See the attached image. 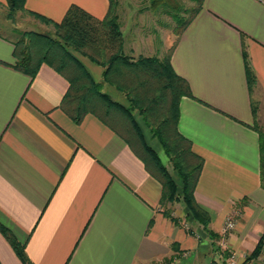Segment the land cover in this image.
<instances>
[{
  "label": "crops",
  "instance_id": "0c3cea01",
  "mask_svg": "<svg viewBox=\"0 0 264 264\" xmlns=\"http://www.w3.org/2000/svg\"><path fill=\"white\" fill-rule=\"evenodd\" d=\"M0 3L6 11L7 0ZM72 4L102 18L110 1L27 0L26 7L60 21ZM176 40L172 65L195 96L181 98L178 128L204 158L195 197L216 238L183 202H162L161 183L123 136L93 113L76 122L61 108L70 86L64 75L47 63L34 77L16 69L14 38L0 29V223L34 264L261 262L254 125L264 129V0H203ZM73 53L102 81L100 65ZM102 90L129 104L109 83ZM0 264H23L1 229Z\"/></svg>",
  "mask_w": 264,
  "mask_h": 264
},
{
  "label": "trees",
  "instance_id": "16d2710c",
  "mask_svg": "<svg viewBox=\"0 0 264 264\" xmlns=\"http://www.w3.org/2000/svg\"><path fill=\"white\" fill-rule=\"evenodd\" d=\"M109 1L108 12L102 18L78 4H72L62 20L56 21L28 9L27 0H7L8 18H13L18 11L28 12L52 24L56 34L52 36L35 30L24 31L17 40L14 39V67L34 77L40 66L47 63L64 75L70 86L63 97L61 108L76 122H80L87 113H93L123 136L144 161L147 170L161 183L162 202H183L188 214L209 235L216 238L218 234L210 228V212L195 197L204 158L194 151L192 141L178 128L181 98L184 95L195 96L189 82L172 65L171 57L177 40L163 58L141 56L136 59L126 54L117 1ZM161 1L153 0V4ZM164 2L162 6L174 9L175 5ZM202 2L199 0V5L181 23L177 37L198 12ZM74 51L103 68L102 81L93 78ZM247 68L249 71L248 65ZM105 82L124 93L129 104L123 105L105 93L102 90ZM135 111L140 113L153 135L159 139L173 172L162 161L156 149L146 142L143 130L134 116ZM254 129L260 138L261 180L264 186V129L257 124ZM164 213L172 221L179 222L172 208L165 209ZM0 229L23 264H34L26 253L25 245L1 223Z\"/></svg>",
  "mask_w": 264,
  "mask_h": 264
},
{
  "label": "rangeland",
  "instance_id": "374dc122",
  "mask_svg": "<svg viewBox=\"0 0 264 264\" xmlns=\"http://www.w3.org/2000/svg\"><path fill=\"white\" fill-rule=\"evenodd\" d=\"M116 1L119 22L124 35L125 52L136 59L141 56L165 57L177 38L181 23L189 17L193 8L199 5V0H162L161 3L159 1L155 5L153 0ZM164 1L171 6L175 5L174 9L162 6V4H165ZM7 14L8 8L5 11L0 3L1 32L15 40L27 30H35L56 36L52 24L28 12L18 11L13 18H8ZM134 116L143 128L146 142L156 149L162 161L173 172L172 165L159 139L153 135L150 127L144 122L138 111L134 112ZM174 174L179 179L176 172ZM161 264H171V261L164 260Z\"/></svg>",
  "mask_w": 264,
  "mask_h": 264
},
{
  "label": "built area",
  "instance_id": "2783aa9c",
  "mask_svg": "<svg viewBox=\"0 0 264 264\" xmlns=\"http://www.w3.org/2000/svg\"><path fill=\"white\" fill-rule=\"evenodd\" d=\"M233 218H230L228 221H227V225H226V230L228 229H231L233 226H234V219L232 220ZM259 264H264V257L262 258L261 262Z\"/></svg>",
  "mask_w": 264,
  "mask_h": 264
},
{
  "label": "clouds",
  "instance_id": "9594fccd",
  "mask_svg": "<svg viewBox=\"0 0 264 264\" xmlns=\"http://www.w3.org/2000/svg\"><path fill=\"white\" fill-rule=\"evenodd\" d=\"M257 231H259V229H257Z\"/></svg>",
  "mask_w": 264,
  "mask_h": 264
}]
</instances>
